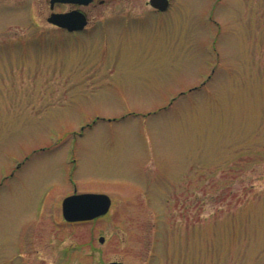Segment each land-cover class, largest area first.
Masks as SVG:
<instances>
[{
	"label": "rangeland",
	"instance_id": "374dc122",
	"mask_svg": "<svg viewBox=\"0 0 264 264\" xmlns=\"http://www.w3.org/2000/svg\"><path fill=\"white\" fill-rule=\"evenodd\" d=\"M99 1L0 0V264H264V0Z\"/></svg>",
	"mask_w": 264,
	"mask_h": 264
},
{
	"label": "water",
	"instance_id": "95a60500",
	"mask_svg": "<svg viewBox=\"0 0 264 264\" xmlns=\"http://www.w3.org/2000/svg\"><path fill=\"white\" fill-rule=\"evenodd\" d=\"M91 0H49L50 8L55 2L73 3L86 5ZM151 6L164 9L168 5V0H149ZM47 21L67 30L81 29L87 23L86 14L76 8L65 12H50ZM111 204V199L106 193L84 192L74 193L66 196L62 200V215L67 221L89 220L105 214ZM103 236L99 237L102 242ZM99 264H121L119 261H109Z\"/></svg>",
	"mask_w": 264,
	"mask_h": 264
},
{
	"label": "flooded vegetation",
	"instance_id": "af4514ba",
	"mask_svg": "<svg viewBox=\"0 0 264 264\" xmlns=\"http://www.w3.org/2000/svg\"><path fill=\"white\" fill-rule=\"evenodd\" d=\"M94 0H92L93 2ZM100 3H103V0H100L99 1ZM63 5H68L70 8L69 9H72V8H76L77 6L76 5H72V4H63ZM154 10L158 11L157 9L153 8ZM87 14V13H86Z\"/></svg>",
	"mask_w": 264,
	"mask_h": 264
}]
</instances>
